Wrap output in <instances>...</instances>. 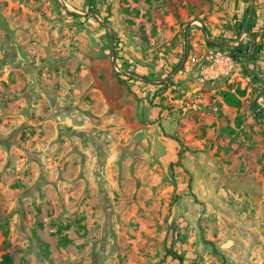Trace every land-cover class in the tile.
<instances>
[{"label": "rangeland", "instance_id": "1", "mask_svg": "<svg viewBox=\"0 0 264 264\" xmlns=\"http://www.w3.org/2000/svg\"><path fill=\"white\" fill-rule=\"evenodd\" d=\"M5 254L264 264V0H0Z\"/></svg>", "mask_w": 264, "mask_h": 264}, {"label": "built area", "instance_id": "2", "mask_svg": "<svg viewBox=\"0 0 264 264\" xmlns=\"http://www.w3.org/2000/svg\"><path fill=\"white\" fill-rule=\"evenodd\" d=\"M206 61L208 62V65L203 69L201 74L202 81L211 80L223 73L227 74L234 66V63L230 58H225L219 53L214 55L210 53L209 56H206Z\"/></svg>", "mask_w": 264, "mask_h": 264}, {"label": "trees", "instance_id": "3", "mask_svg": "<svg viewBox=\"0 0 264 264\" xmlns=\"http://www.w3.org/2000/svg\"><path fill=\"white\" fill-rule=\"evenodd\" d=\"M90 7H91V10L92 11H95V8H94V6L92 4L90 5ZM238 52H241V51L238 50ZM116 76L119 77L118 75H116ZM120 83H123V81H120ZM243 95H244V92H239L238 91V96L239 97H242ZM226 102L230 106H236V105H238L240 103L239 99L236 98L233 95H229L227 97V99H226ZM161 130L163 132V129L162 128H161ZM45 248H46V246H45ZM166 255L169 256V257H171L172 259L178 260L179 262L182 261V258L179 255H177L175 252H173L172 250H167L166 251ZM1 264H11L10 257L8 255H6V254L3 255L2 256V262H1Z\"/></svg>", "mask_w": 264, "mask_h": 264}]
</instances>
